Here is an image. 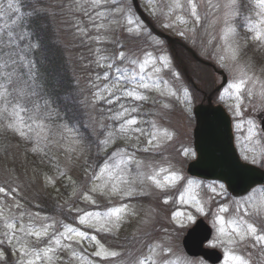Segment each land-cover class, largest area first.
<instances>
[{
	"label": "snow or ice",
	"instance_id": "obj_1",
	"mask_svg": "<svg viewBox=\"0 0 264 264\" xmlns=\"http://www.w3.org/2000/svg\"><path fill=\"white\" fill-rule=\"evenodd\" d=\"M201 3H204L208 10L201 12ZM148 4L152 15L170 21L163 26L176 28L177 34L181 37H186L187 33L195 36L197 30L208 21L211 14L209 10L215 9L221 13L210 22L212 27L217 23L221 24L219 34L211 36L208 41V47L213 51V58L231 76L230 82H227V86L223 88L220 99L223 101L227 97L233 101L229 107L234 110L236 116L241 115V107L245 99L249 102L254 98L259 100L261 108L264 109V68L258 73L254 61L246 57L245 52L249 43L258 50L264 49V0H215V2L164 0L159 8L156 7L155 0H148ZM77 5V10H83L97 33L92 38L98 45L95 49L94 63L98 68L106 69L103 73H97L95 81L91 82L93 91L88 105L92 109H96L101 103L111 106L108 109L110 114L104 117L111 122L109 125L98 121L95 116H89L90 121L98 123L102 130L103 138L95 141L98 155L106 152L118 139L139 141L144 138L147 146L142 151L145 153L161 148L164 143L172 140L173 133L159 124L158 120L143 119L141 104L149 100L148 93L153 90L158 91L162 96L165 95L161 90L162 84L167 89L169 98L179 99L177 92L169 86V82L160 76L162 71L167 70L176 80L180 79L179 73L172 68L170 56L162 49V41L153 36L146 23L132 11L131 7L127 5L121 7L117 4V0H84L83 3L77 0ZM110 5H115L114 9ZM28 6L31 7V12L22 10ZM92 12L94 15L90 14ZM41 18L35 5H24L22 0H6V3L0 0V20L6 21L0 27L19 29L20 40L26 35L23 31L24 22L27 21L30 27ZM238 19L244 21L243 28L246 33L244 36L240 35L239 25L236 23ZM9 20L11 24L7 22ZM77 28L82 35H87L84 28L78 25ZM117 31L123 36L125 43H121L120 36H116ZM109 34L112 35V39H109ZM7 35L12 38L9 43H14L13 32L8 30ZM213 41H216L214 48ZM129 43L138 47H129ZM104 44L114 45L115 50L107 54L109 49L100 46ZM2 54L3 50L0 49V55ZM20 60L23 61L24 58L21 56ZM8 66L7 61L0 63V69ZM24 68H28L27 79L19 75ZM34 79L31 61L19 64L18 70L13 72L0 71V134L11 132L30 144L32 153L47 156L46 149L57 134L52 131L49 124L58 122L60 140H56L55 143L68 154L69 159L72 158V154H77L75 158L79 159L82 146L88 139L76 126L80 123L79 119L73 115L68 117L67 122H62L64 117L52 106L55 103L51 99L52 94L47 91L46 86L38 90L34 83H29ZM125 101H130L131 104H126ZM183 101L191 103L186 88L183 89ZM161 108L167 111L170 105L161 103ZM155 115L159 116L160 113ZM69 123L73 126L70 127ZM246 123L247 136L242 158L249 161L248 153H252L250 162L252 164L259 162V166L264 168V138L259 137L257 125L253 120H247ZM145 124L149 126L147 129L143 126ZM81 126L87 129L92 125ZM236 127L240 129L242 125L237 124ZM61 140L66 141V145L61 144ZM184 154L195 157V153L188 150H185ZM133 165L136 170L134 176L131 175ZM144 167V162L137 160L134 152L120 148L106 157L102 164L90 165V172L85 169L90 187L81 192L80 196L84 201L97 205L92 193L127 200L137 194L136 186H143L145 182L161 192L176 189L179 184L182 189V191L178 189L180 203L194 207L199 215H207L204 203L194 191L201 188L199 182L189 179L181 184L185 178L169 167L148 165L147 167L150 168L148 172L142 171ZM59 175L63 177L65 173L60 171ZM44 179L46 185L55 184V180L50 176L45 175ZM68 179L71 181V177ZM71 183L74 185L75 181ZM205 187L216 196L226 195L224 184L219 185V191L215 184ZM246 191L247 195L232 202L231 211L228 204H221L214 218L213 227L216 236L207 243L210 248H223V264H252L251 255L246 256L241 251L242 248L248 247L259 249L262 256L260 264H264V187L253 188L249 185ZM72 194L73 196L77 194L75 187ZM145 194L141 189L139 195ZM0 195L5 198L4 202L0 203V221L4 228L0 245L6 243L10 247L19 245L17 247L19 264H55L59 259L58 252L62 250H70L72 257L78 259L80 264H96L97 260L108 261L109 264L113 262L114 264H189L187 258L178 254L166 238L153 240L146 245V251L135 256L134 259H132L133 252L129 251L127 253L129 259H125L122 252L106 246L97 235L90 234L86 230L92 229L95 233L103 235H116L130 218L137 215L136 210L128 203H120L103 211L76 208L75 211L79 215L74 222L82 226L76 227L73 223L41 216L39 211L24 209L17 199L20 193L16 187L0 186ZM9 196L15 201L14 207L19 214L5 213L6 207L9 208V212L11 210V206L7 204ZM162 203L168 205L169 198L163 197ZM39 207L40 205L37 204L36 208ZM68 211L71 212L73 209L69 207ZM153 219L154 216L149 214L142 223L149 225ZM170 222L175 223L181 230L198 224L196 215L179 211L172 212ZM164 231L166 232L167 229ZM151 235L152 232L145 233L139 242L143 245V241ZM74 237L79 238L75 243L82 248L86 243L94 245L96 250L90 256L96 259L83 253L77 256L72 244L65 243L73 241ZM41 242H44L45 246L37 248L36 246ZM84 251H87L86 248ZM5 252L6 249L0 250V264H8Z\"/></svg>",
	"mask_w": 264,
	"mask_h": 264
},
{
	"label": "rangeland",
	"instance_id": "obj_2",
	"mask_svg": "<svg viewBox=\"0 0 264 264\" xmlns=\"http://www.w3.org/2000/svg\"><path fill=\"white\" fill-rule=\"evenodd\" d=\"M144 1L148 5L147 9L151 18L159 28L171 36L184 41L186 45L190 46L195 51L200 52L204 58L216 64L220 70H224L230 82V74L227 70L222 69L219 66L216 59L213 58L212 48L208 47L210 37L218 36L221 27L220 23H217L215 27H212L210 26V22L220 16L221 13L217 12L215 9L209 10L211 14L208 17L206 31L204 28L203 30H197V34L195 36L191 33H187L186 37H181L177 34L176 28H165L163 24L170 21L164 20L162 17H154L150 10L148 0ZM83 2L84 0H80V3ZM213 2H215V0H213ZM44 3L51 15L55 16L54 21L57 25L56 31L63 44L66 45L64 46L67 51V59L70 60L73 69L72 76L79 88L80 96L83 99L82 104L84 103L83 107L87 114L86 124H91L92 126L87 128V134L83 133L86 137H88V139L82 146V154L79 155V159L75 158L77 154H72V158L69 159L68 154H66L63 149L55 143L56 140H60L57 124L54 126L49 124L52 131L57 134L54 136L53 142H51L49 147L46 149L48 153L47 156L32 153L30 150V144L19 139L18 136H16V138L11 137V146L7 150L0 151V186L5 188H8L9 186L16 187L20 193L17 199L24 206V209L32 212L40 211L45 213V206H47L52 211L51 215L47 216L52 218V220H63L65 223H73V226L76 227H82L74 222L75 218L79 215V213L75 211L76 208L86 211H103L108 207H112L120 203H128L136 210L137 215L130 218L128 223H126L116 235H103L95 233L92 229L86 230L89 231L90 234L97 235V238L100 239L102 243H106L108 247H113L115 250L122 252L125 259H129L127 256L129 251L133 252L134 255L132 259H134L135 256L141 255L145 252L146 245L151 243L153 240L166 238L170 241L172 247L178 254H182L187 258L189 264H206L202 260L188 258L183 252V237L186 234V231L193 225L181 230L177 228L175 223L170 222L172 212H191L197 216V220L202 218L212 226L214 229V238L216 236V231L213 227V222L215 215L218 212V208L221 204H228L231 211V204L235 201V199L228 197L227 192L224 196H216L212 194L207 187H205L206 185L215 184L217 186V190L219 191V183L204 182L190 178L186 175L187 164L195 159V157H192L191 155L185 156L184 154L185 150L194 152L193 130L195 128V120L192 110L196 105L202 102L204 95L199 93V91L192 93L187 86L183 75L181 76L179 72L180 79L176 80L169 71H162L160 76L163 80H167L169 82V86L173 91L177 92V97H179V99L176 97L169 98L167 89H165L162 84L161 90L164 91L165 95H160L156 90L148 93L149 100L146 103L141 104V111L144 113L143 119H155L158 120L159 124L167 127L168 130L173 133L172 140L164 143L159 149L150 150L145 153L142 151V149L147 146L144 138H141L139 141L118 139L116 143L112 144L107 149L106 152L98 155V147L95 141L103 138L102 130L100 129L98 123L90 121L89 116H95L98 121H102L105 125H109L111 122L104 119V117L110 114L108 113V109L111 106L103 103L97 105L96 109H92L88 106L91 102L93 91L91 88V82L95 81L97 73H103L106 71L104 68H98L94 63L96 60L95 49L98 45L92 38L97 33L89 21V17L84 14L83 10H77V0H44ZM163 3L164 0H155L157 8L162 6ZM117 4L121 7L125 5L130 7L128 0H117ZM85 7H87V5H85ZM110 7L114 9L115 5H110ZM200 10L201 12H204L208 9L204 3H201ZM90 14L94 15V12ZM236 23L239 25L240 35L244 36L246 34L243 28L244 21L242 19H238ZM77 25L80 28H84L87 31V35H82L79 32ZM116 36H120L121 43L126 42L119 31H117ZM112 38V35L109 34V39ZM100 46L109 49V53L107 54H111V51L115 50L114 45L112 44H104ZM215 46L216 41H213V48ZM129 47H138V45H132L129 43ZM179 48H177L179 57H181L183 63L188 67L189 71L187 72L190 76L192 78L193 76L195 77V79H193L196 80V84L201 82L200 88L204 89V87H206L205 85L209 84L210 81H213L215 86L221 83L222 77L215 75L212 71L207 70L206 67L201 66V64L194 63L190 55L183 49ZM162 49L168 54L165 43L163 42ZM245 52L246 57L252 58L256 66V70L259 73L260 69L264 68V49L258 50L255 46L249 43ZM174 64L175 63L172 62V68L176 71L177 66ZM184 88L188 90L191 97L190 104L183 101ZM222 94L223 90L219 92L215 98L213 97L214 102L216 104H222L232 116L236 135V145L240 155L243 157L244 147L246 144L245 137L247 136L246 121L253 120L257 125L256 130L259 137L264 138V133L260 129V119L264 118V109L261 108L259 100L254 98L251 102H249L245 99V103L241 107V115L236 116L234 114V110L229 107L233 101L229 100L227 97H225L222 101L220 99ZM153 101H156V103ZM125 103L129 105L131 104L130 101H125ZM161 103H168L170 108L165 111L161 108ZM156 113H160V115L157 116L155 115ZM237 124H241L242 128L238 129L236 127ZM143 126L146 129L149 127L147 124ZM93 129H95V131H93ZM60 143L66 145V141L61 140ZM248 147H254V145H248ZM120 148H123L127 152H134L136 159L144 162L145 167L142 171H150V168L147 167L148 165H152L153 167L164 166L180 173L185 178V181H181V184H184L186 180L189 179L199 182L201 184V188L195 189L194 191L197 197L204 203L207 215H199L195 212L194 207L180 203L178 189L180 191H182V189L179 184L176 189H172L168 192H161L150 183L145 182L143 186H136L137 194L127 200H122L117 197L100 196L96 193H92L91 195L97 201V205L99 207L84 201L80 196V193L86 191L90 187L85 169H88L90 172V165L94 166L100 158V164H102L106 157L110 156L111 153ZM137 149L140 150L138 151ZM248 155L249 161L246 162L251 163L252 153H248ZM254 165L259 166V162ZM60 171H63L65 176L61 177L59 175ZM135 171L136 170L133 165L131 175L134 176ZM45 175L52 177L55 180V184L46 185L44 179ZM68 177H71V181H75L74 185ZM74 187L77 189V194L75 196L72 194ZM141 189H143L146 193L145 195H139ZM165 196L169 198L168 205H164L162 203V198ZM4 199L5 198L0 195V203H3ZM133 199H136V201ZM7 204L11 206V210L9 212V208L6 207V214H19V211L14 207L15 201L11 196L7 198ZM37 204L40 205L38 209L36 208ZM69 207H71L73 211L69 212ZM149 214H152L154 219L151 224L144 225L142 221ZM225 215L227 216L228 214ZM164 229H167V231L165 232ZM3 231V224L2 221H0V239H3ZM147 232H152V235L151 237L145 239L142 245L139 241ZM77 239L79 238L74 237L73 241L65 242L72 244V248L76 251L77 256L81 253L85 255L91 254L96 250L94 245L88 243L84 244V247L82 248L80 245L75 243V240ZM1 246L6 249L5 254L8 257V264H19L20 257L19 253H17V247H19V245H16V247H10L6 243ZM43 246H45V243L41 242L36 247L41 248ZM85 248L87 253L84 251ZM217 248L223 251L222 247ZM241 251H243L246 256L251 255L252 264H260L262 256L258 248H242ZM58 256L59 259L55 261V264H80L78 259H74L72 257V252L70 250L59 251ZM90 258L96 259L91 256ZM96 264H109V262L97 260Z\"/></svg>",
	"mask_w": 264,
	"mask_h": 264
},
{
	"label": "water",
	"instance_id": "obj_3",
	"mask_svg": "<svg viewBox=\"0 0 264 264\" xmlns=\"http://www.w3.org/2000/svg\"><path fill=\"white\" fill-rule=\"evenodd\" d=\"M194 114L195 148L198 154L189 168L192 175L219 180L226 184L234 196H244L252 187L264 184V171L240 161L233 145L230 119L221 107H215L209 99L208 105L198 106ZM210 238V231L202 222L191 229L184 240V247L191 256H202L206 260L219 261L215 251L205 250L203 244ZM218 256L216 259L215 257Z\"/></svg>",
	"mask_w": 264,
	"mask_h": 264
},
{
	"label": "trees",
	"instance_id": "obj_4",
	"mask_svg": "<svg viewBox=\"0 0 264 264\" xmlns=\"http://www.w3.org/2000/svg\"><path fill=\"white\" fill-rule=\"evenodd\" d=\"M22 3L24 5H35L42 17L30 27L27 21L24 22L23 31L26 35L21 40L22 51L30 59H34L40 68L34 75L35 79L31 82L35 84L38 90L46 86L47 91L52 94L51 99L55 101L52 106L60 111L64 120L67 122L68 117L75 115L80 121L76 126L82 127L81 125L84 121L83 110L80 109L79 99L76 96L75 83L69 76L57 47L51 16L49 13L44 12L43 0H22ZM23 10L31 12V7H24ZM19 35L20 32L16 34L18 39ZM30 45H35V47H30ZM9 137L8 133L0 134V147H9L11 143L9 140L11 138Z\"/></svg>",
	"mask_w": 264,
	"mask_h": 264
}]
</instances>
